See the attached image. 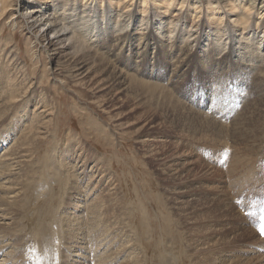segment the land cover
Wrapping results in <instances>:
<instances>
[{
    "label": "rangeland",
    "instance_id": "1",
    "mask_svg": "<svg viewBox=\"0 0 264 264\" xmlns=\"http://www.w3.org/2000/svg\"><path fill=\"white\" fill-rule=\"evenodd\" d=\"M85 1L49 0L42 12L61 25L84 10L101 12ZM25 3L0 4V91L7 93H0V155L8 150L4 160L11 162L9 183L0 180V263L12 251L5 240L19 246V264H250L249 239L230 228L242 219L240 192L264 184V31L255 22L245 31L232 29L229 19L212 25L206 8L196 17L187 4L166 13L149 3L133 14L139 0L113 10L106 3L102 10L112 11L117 34L162 43L150 45L154 60L140 72L99 49L129 75L126 93L96 71L69 77L61 62L63 69H50L45 52L35 64L29 15L35 8ZM174 45L191 55L180 71ZM97 77L106 84L96 87ZM16 188L19 200H8ZM259 193L264 189L246 196ZM27 242L31 249L24 250Z\"/></svg>",
    "mask_w": 264,
    "mask_h": 264
},
{
    "label": "bare ground",
    "instance_id": "2",
    "mask_svg": "<svg viewBox=\"0 0 264 264\" xmlns=\"http://www.w3.org/2000/svg\"><path fill=\"white\" fill-rule=\"evenodd\" d=\"M68 1L69 0H67V3H68ZM135 1H138V0H86L85 5H87L89 3H94L96 6H98V8L99 7L101 8V12L100 11L96 12L95 8L93 10L88 8L89 9V15H86L87 10H84L83 13L81 14V16L80 15L77 16L73 21H71L70 24L61 25L60 22L57 20L58 18L54 19L51 16H49L47 18L46 14L44 12H42L44 10V8H46L45 4H47L49 2V0H26L25 4H29V5L33 4L31 6L35 8L32 11L30 10V12H29L30 14L27 12V14L30 15L31 28L34 29V32L32 34L30 33V35L36 41V42L34 41L35 45L33 47L37 51V59H36L35 64L39 63V61L42 59V52H45V53H47V58H49L51 60V62H50L51 68L50 69H52L53 67L63 69L60 66V62H61L62 64H65V63L68 64L67 69H64V70L69 75V77L70 76L77 77V76H81V75L85 74L88 71H90V72L96 71L97 74L102 73L101 76H103L102 79H105V82H111L112 81L113 82L112 84H114V82H116V84L118 85L117 89L120 90L122 88L123 92H125V91H126V93L129 92L131 89V86H132L131 85L132 81H130L129 75L126 74L125 72L121 71L120 69L113 68L110 60H108L106 55L99 49H103L105 47L107 50L115 52V54L117 56L124 57V59L127 61L126 65L129 68L134 67V68L138 69L139 72L141 70L144 71V69L148 68V62L147 61H150V60L153 61L154 60L152 58V56H150V50L152 49L151 46L155 45L154 48L160 49L162 47V43L158 42L156 40L153 41L152 37H148L147 41H145L146 39L143 37L136 40L133 37V34L131 32H128V31L124 32L123 34H117L116 30H115V27H116L115 21H113L111 18L112 11L108 12V9H107V11L102 10V9H104L103 7L106 5V3L108 4V8L110 10H113L115 8H118L121 5H123L125 8H129V7L134 5ZM9 2H10V0H0V4L2 3V4H5L6 6H7V3H9ZM149 3L155 10L165 9L166 13L167 12H173L172 11L173 8L177 12L182 11L183 7L187 4V8L190 6L188 8L189 11L191 13H194L196 15V17H200V14L203 12L204 8H206L207 9L206 17L212 25H215L218 23L220 26H222L224 21L229 19L230 24L232 26V29L236 28L237 30H241V31L250 30L251 26L255 22L256 23L255 24L256 29H260V32L264 31V0H205V1L204 0H139V4L137 6L138 10H135V12H133V14L136 12L145 13L146 10L148 9L147 6L149 5ZM141 4H144V5H141ZM177 5H179V8H176ZM21 6L22 5H19L16 7V10H17L16 12H18V10L19 11L21 10V8H22ZM55 10L58 11V6L55 7ZM75 15H77V14H75ZM105 15H108L106 22H104V20H103ZM96 16H98V18L102 17V21L99 19L96 20ZM44 23L46 25L49 23L50 27L42 28L43 25H45ZM125 24H126V22L124 23V25ZM70 28L74 29V31H72V30L69 31ZM124 28H126V26H124L123 28L121 27L122 30ZM220 28L222 29L223 27H220ZM227 30H228V28H225L222 30V32L225 33ZM80 35L87 40L86 41L81 40ZM178 36H177L178 38L182 39L183 31H181L178 34ZM261 40H263V38ZM65 41L68 42V45L70 46L69 49L67 47H65L66 46V43H64ZM222 42H224V40H222ZM99 44H101V47H99ZM97 48H98V50H97ZM173 48H174V51L176 54L175 56L179 59V62H180V66L176 70L180 71L182 68L188 66V60H189L188 57L191 55H189L190 52H188V50L182 49L179 45H174L172 47V49ZM262 48H263V44L261 42L256 47V50L260 53L263 50ZM87 49L89 51H87ZM112 49H115V50H112ZM164 50L166 51V49H164ZM135 55H136V60L132 61V58H134ZM177 58H175V59L173 58V59L176 60ZM74 60L76 62H74ZM104 62H105V64L102 65V63H104ZM69 66H71V69H69ZM149 72H151V71H149ZM54 74H55V72H54ZM3 76H5V74H0V77H3ZM98 76H100V74ZM56 77L58 78V79L55 78V80L57 82V80H60V78L57 75H56ZM97 80L99 81V78ZM103 82H104V80H103ZM98 83H97L96 87H101V85L106 84V83H101V81H99ZM0 85H2L1 80H0ZM112 88L114 89L115 87L113 86ZM48 91L50 92V89L40 91L39 93L47 94V93H49ZM107 91L110 92L111 90L109 91L107 89L104 92L108 93ZM16 92H17V94L22 93L21 90H15V93ZM0 93L1 94L5 93V95L7 94L6 90L4 88L0 91ZM131 93H129V94H131ZM129 94L127 95V97L129 96ZM24 95H25V93L23 94V96ZM112 98H113V96H112ZM112 100H114V99H112ZM134 103H135V99H134ZM40 113L41 112H39L37 114H40ZM147 136H148V134H147ZM4 140L5 139L3 138L0 142V144H3ZM143 140H144V138H143ZM148 142L149 141H147V143ZM207 148H208V146H207ZM0 149H1V147H0ZM5 151H6V153L3 152V155H0V180H2V182L7 184V183H9L10 177H11L10 173L7 171V165H8V163H11V162L9 160H4V159L10 158V156L8 155V150H5ZM180 163H182V162H180ZM45 164L48 165V156L46 157ZM181 166L185 167L183 165V163ZM179 169H181V168L179 167ZM177 172H179V171H177ZM243 174H244V172H243ZM239 175H242V174H239ZM242 178H241V176L239 177V179H241V180H242ZM233 183L234 182H232V184ZM230 184H231V182H230ZM238 184H240V183L238 182ZM231 185H230V187H232L231 189H235V187L237 186V185L235 186L234 184H233L234 186L233 185L231 186ZM207 186H209V185H207ZM4 187H8V186L5 185ZM217 189H220V188H217ZM173 190H175V189H173ZM21 191H22L21 189L16 188L15 190H13L11 192L6 193L8 200H11V199L14 200V198H17L16 201L19 200L20 195H21ZM219 194H221V193H219ZM172 198L174 199V197H172ZM219 198H221V197L219 196ZM241 202H242L243 206L253 204V200H251L248 196H243L241 199ZM229 204H230V202H229ZM229 204H228V206H229ZM233 206H235L234 203H233ZM226 209L231 210L230 208L228 209V207H226ZM183 210H184V208H183ZM224 211H225V209L222 210V212H224ZM218 212H219V210H218ZM238 212H239V210H238ZM240 217L244 220L245 224L242 223V219H240ZM0 218H2L1 214H0ZM237 218H239L240 221ZM237 218H236L237 220L235 222H238L239 225L238 226L234 225L233 228L231 227L230 233H232V229H233V231L234 230L236 231L238 227H239V231L240 230L244 231L246 238L249 239L248 243L250 244V246H246L244 251H247L248 253H250L252 258H254L252 260V262L250 261L251 262L250 264H264V253H259L255 249L256 246H263L264 245L263 240L258 236V234L255 232V230L250 226L249 222L247 221V219L243 215V213L239 212ZM230 226H231V224H230ZM20 231H22V230H20ZM35 231L37 233V235H35V236L38 237V239L40 240V238L43 236V234L38 229H36ZM240 234L242 235V233H240ZM11 235H12V233H11ZM18 235L20 236L21 234H18ZM254 237L256 238V241L253 240ZM4 241L2 242L3 243L2 246L5 248V250L10 248V247L12 248V251H7V253L9 255H8L7 259L4 260L5 263L6 264H19L20 260L22 259V255H19V251H20V250H18L19 246L16 247V246L8 244V243L4 245ZM48 241L51 243V245H53V247H55V245L52 241H50V240H48ZM78 241L79 240H76V242H78ZM16 245H17V243H16ZM54 251L55 250H53V253H54ZM73 256L75 257L74 261H77V262L80 261L78 258L84 257V255L81 254V252L74 253ZM19 257L21 259H18ZM5 263L3 261H1L0 264H5ZM54 263L55 262H51L49 264H54Z\"/></svg>",
    "mask_w": 264,
    "mask_h": 264
}]
</instances>
